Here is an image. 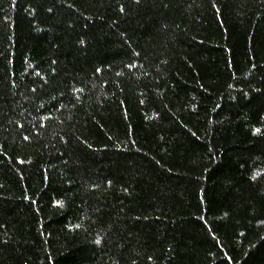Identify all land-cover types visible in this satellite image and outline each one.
<instances>
[{"label": "trees", "instance_id": "trees-1", "mask_svg": "<svg viewBox=\"0 0 264 264\" xmlns=\"http://www.w3.org/2000/svg\"><path fill=\"white\" fill-rule=\"evenodd\" d=\"M0 264H264V0H0Z\"/></svg>", "mask_w": 264, "mask_h": 264}]
</instances>
